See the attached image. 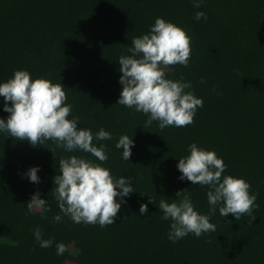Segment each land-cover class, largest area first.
<instances>
[{
  "label": "trees",
  "instance_id": "16d2710c",
  "mask_svg": "<svg viewBox=\"0 0 264 264\" xmlns=\"http://www.w3.org/2000/svg\"><path fill=\"white\" fill-rule=\"evenodd\" d=\"M197 11L207 20H196ZM156 17L192 37L189 65H171L166 72L170 79L191 81L185 91L203 99L185 127L161 130L158 121L147 122L148 115L117 104L119 57L130 55L133 38L146 34ZM0 61L11 65L9 78L26 69L34 79L62 83L80 117L78 127L112 133L111 140L94 141L108 145L104 162L66 152L52 140L33 146L0 133V264H63L72 255H57L59 242L75 245L80 264H103L130 248L140 252L132 264H264V0H204L199 8L193 0H0ZM3 104L0 97V117L6 118ZM122 134L135 141L129 161L115 147ZM193 142L223 158L225 175L251 184L256 206L239 219L222 217L217 206L210 217L215 231L173 243L160 200L182 199L176 193L188 189L196 210L209 213L208 187L178 178L176 165ZM70 155L132 179L137 192L125 198L114 224H77L59 209L54 177L59 160ZM36 165L38 184L26 175ZM37 191L51 210L34 217L26 205ZM142 203L146 215L139 212ZM56 214L62 222L53 219ZM37 227L43 239H53L51 247H40Z\"/></svg>",
  "mask_w": 264,
  "mask_h": 264
},
{
  "label": "clouds",
  "instance_id": "9594fccd",
  "mask_svg": "<svg viewBox=\"0 0 264 264\" xmlns=\"http://www.w3.org/2000/svg\"><path fill=\"white\" fill-rule=\"evenodd\" d=\"M202 3L204 0H193L196 8ZM201 18L207 20L206 13L197 11L195 19ZM191 41L192 37L184 28L156 17L146 34L133 38L132 46L127 48L130 55L119 57L122 89L117 104L148 115L147 122L158 121L161 130L192 124L197 109L203 107V99L192 91H185L192 88L191 81L184 80L183 76L178 80L170 79L165 71L171 65H189ZM65 88L62 83H53L44 77L34 79L26 69L15 70L11 78L0 82L3 110L9 113L6 118L0 117V133L27 140L33 146L52 140L66 152L81 151L90 153L100 162L107 161L108 145L94 141L111 140L112 133L104 128L93 133L90 128L78 127L80 117L73 114ZM115 147L123 149L122 159L129 161L135 141L132 136L122 134ZM176 167L181 173L180 180L208 187L210 207L208 214L198 212L188 189L176 193V197L183 193L182 199H172L171 203L160 200L161 219L171 221L168 239L173 243L189 233L200 237L215 231L216 225L210 222V217L217 206L222 217L231 213L236 219L250 214L256 206L257 195L251 192V184L243 177L225 175L227 165L215 150L198 147L193 142L189 145V155L179 158ZM39 171V165L28 169L26 175L30 182H40ZM59 173L54 177L56 187L52 192L61 212L77 224L98 223L102 227L114 224L122 205L127 203L125 198L137 192L131 178H116L111 169L86 156L62 157ZM149 202L152 203L150 198ZM26 206L29 214L40 209L43 216L51 210L39 191ZM139 212L148 214V205L142 203ZM53 219L62 222L63 217L56 214ZM34 236L42 248L54 243L53 239H43L39 227L34 229ZM66 251L65 243H56L57 255L62 256Z\"/></svg>",
  "mask_w": 264,
  "mask_h": 264
},
{
  "label": "rangeland",
  "instance_id": "374dc122",
  "mask_svg": "<svg viewBox=\"0 0 264 264\" xmlns=\"http://www.w3.org/2000/svg\"><path fill=\"white\" fill-rule=\"evenodd\" d=\"M12 70L11 65L8 63H4L0 61V82L7 81L10 76V72ZM170 67L168 66L165 71L168 72ZM41 213L40 209H34L32 215L34 217H38ZM68 246V250L72 255L70 258L66 259L63 264H80L75 260V257L78 253V249L75 247L73 243L66 244ZM140 256V252H138L137 248H130L123 251L121 254L116 256L115 258L104 262L103 264H132L134 260H138Z\"/></svg>",
  "mask_w": 264,
  "mask_h": 264
}]
</instances>
